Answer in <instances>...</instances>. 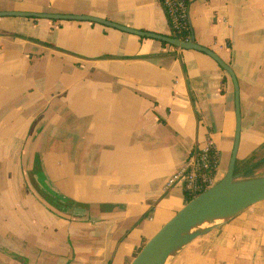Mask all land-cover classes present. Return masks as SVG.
Returning <instances> with one entry per match:
<instances>
[{
  "label": "crops",
  "instance_id": "1",
  "mask_svg": "<svg viewBox=\"0 0 264 264\" xmlns=\"http://www.w3.org/2000/svg\"><path fill=\"white\" fill-rule=\"evenodd\" d=\"M0 12L172 34L158 0H0ZM188 14L193 42L236 77L244 162L264 149V0H188ZM234 131L232 81L204 53L91 21L0 17V264H129L187 203L166 180L208 137L221 179ZM167 264H264V201Z\"/></svg>",
  "mask_w": 264,
  "mask_h": 264
},
{
  "label": "water",
  "instance_id": "2",
  "mask_svg": "<svg viewBox=\"0 0 264 264\" xmlns=\"http://www.w3.org/2000/svg\"><path fill=\"white\" fill-rule=\"evenodd\" d=\"M34 17L43 19L81 20L100 23L120 31L164 42L184 50H195L212 58L230 77L234 87L235 131L225 175L209 189L187 201L158 231L148 239L129 264H167L184 246L196 237L218 227L247 207L264 201V175L243 178L234 175L240 139L239 88L234 72L216 54L193 42L130 29L102 19L48 13L0 12V17Z\"/></svg>",
  "mask_w": 264,
  "mask_h": 264
},
{
  "label": "built area",
  "instance_id": "3",
  "mask_svg": "<svg viewBox=\"0 0 264 264\" xmlns=\"http://www.w3.org/2000/svg\"><path fill=\"white\" fill-rule=\"evenodd\" d=\"M163 8L172 33L190 40L188 0H158ZM219 151L213 140L206 138L203 146L192 152L186 164L173 173L165 182L169 189L180 185L190 200L215 184V173L219 165Z\"/></svg>",
  "mask_w": 264,
  "mask_h": 264
},
{
  "label": "trees",
  "instance_id": "4",
  "mask_svg": "<svg viewBox=\"0 0 264 264\" xmlns=\"http://www.w3.org/2000/svg\"><path fill=\"white\" fill-rule=\"evenodd\" d=\"M170 37L184 39V36H178V35H176L174 33H172ZM162 44L163 45H166V43H164V42H162ZM259 162H264V157L259 158L256 161H255V159L253 157H251L250 159H248V160H246L244 162H240V161H238L236 159V161H235V168H234V175L245 173V171L249 170L252 166L256 165ZM243 178H246V177H243ZM186 200L189 201L190 200V197L186 196ZM145 242L146 241L142 242V245L137 249V251L135 252L134 256L141 249V247L144 245Z\"/></svg>",
  "mask_w": 264,
  "mask_h": 264
},
{
  "label": "rangeland",
  "instance_id": "5",
  "mask_svg": "<svg viewBox=\"0 0 264 264\" xmlns=\"http://www.w3.org/2000/svg\"><path fill=\"white\" fill-rule=\"evenodd\" d=\"M252 157L254 159H256V160H258L259 158L264 157V149L261 148V146H259L257 148V150L254 152ZM224 168H225L224 162L219 164V166L217 168L218 170L215 173V183L220 180V176L222 175V172H223ZM263 169H264V167H263Z\"/></svg>",
  "mask_w": 264,
  "mask_h": 264
}]
</instances>
